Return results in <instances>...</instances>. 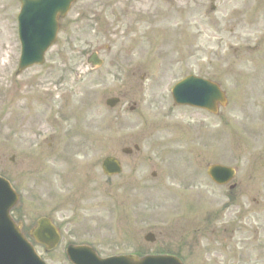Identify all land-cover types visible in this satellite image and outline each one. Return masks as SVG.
<instances>
[{"label":"rangeland","instance_id":"1","mask_svg":"<svg viewBox=\"0 0 264 264\" xmlns=\"http://www.w3.org/2000/svg\"><path fill=\"white\" fill-rule=\"evenodd\" d=\"M176 3L80 0L46 63L19 74L20 3L0 0V175L21 193L25 225L47 216L65 242L264 264V8L250 16L246 0H222L213 13L192 0L181 19ZM192 74L226 92L218 116L174 104L171 89ZM109 98L121 102L111 109ZM106 156L120 176L103 174ZM212 164L237 169L235 189L211 182ZM46 258L66 264L61 250Z\"/></svg>","mask_w":264,"mask_h":264},{"label":"water","instance_id":"2","mask_svg":"<svg viewBox=\"0 0 264 264\" xmlns=\"http://www.w3.org/2000/svg\"><path fill=\"white\" fill-rule=\"evenodd\" d=\"M20 1L22 2V10L19 16L20 39L22 44L20 70H23L33 65H41L44 63V55L46 51L55 42L58 30V19L65 16L70 3L73 0H56L54 3H50L49 0ZM88 63L92 68H96L102 64L97 58L96 53L88 58ZM173 97L175 102L179 105L204 108L214 114L218 113V105L224 107L227 104L225 95L216 84L195 78H189L178 84L173 90ZM118 102L119 100L117 99H110L107 101V105L115 107ZM103 170L108 175H114L121 172V167L115 159L107 158L103 163ZM210 173L217 183L223 184L227 180L224 181V179L219 178L218 175L229 177L230 175H233L234 172L221 167H212ZM7 186L4 184L0 185V187L3 188V191L0 190V216L3 218L4 216L7 217L6 221L3 223L11 226L8 227V230H14L16 235L23 238V236L19 234L20 229L15 227L12 221L9 220V214H6L5 211V208H7L6 205L12 207L16 201V196L8 188L9 186ZM4 231L7 232V230ZM10 238L11 237L9 236L2 237V239ZM35 238L38 242L46 245L49 249H52L57 245L59 236L48 219H41L35 231ZM147 239L153 240V237L150 236L147 237ZM7 248L9 253L16 254L18 252L16 251V248H13L12 246H8ZM30 250L33 253L31 248ZM70 251V255H72L73 249H70ZM35 258L37 260L35 263L43 264L34 254V259ZM71 260L74 262L73 256H71ZM113 262L114 264H181L178 258L168 255L146 256L142 259L135 257H121L110 261H98L99 264H111Z\"/></svg>","mask_w":264,"mask_h":264},{"label":"flooded vegetation","instance_id":"3","mask_svg":"<svg viewBox=\"0 0 264 264\" xmlns=\"http://www.w3.org/2000/svg\"><path fill=\"white\" fill-rule=\"evenodd\" d=\"M175 1H178V3L174 5L176 14H178L181 19L183 17H186L190 13V3L192 2V0H175ZM221 1L222 0H207L213 12H216V5L220 4ZM178 4H185V7L178 6ZM245 5H246L245 14L253 16L264 8V0H246ZM78 20L80 19L78 18ZM189 30H190V23H183V22L176 23V25L173 28V31L176 34L186 33L187 35ZM262 250H264V248H262ZM260 262L264 263V256H261Z\"/></svg>","mask_w":264,"mask_h":264}]
</instances>
